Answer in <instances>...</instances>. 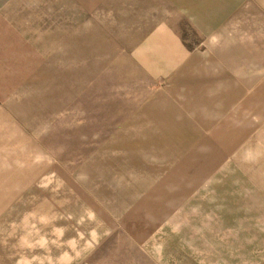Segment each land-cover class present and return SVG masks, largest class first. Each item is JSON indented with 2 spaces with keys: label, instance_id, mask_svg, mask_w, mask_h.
Returning <instances> with one entry per match:
<instances>
[{
  "label": "rangeland",
  "instance_id": "rangeland-1",
  "mask_svg": "<svg viewBox=\"0 0 264 264\" xmlns=\"http://www.w3.org/2000/svg\"><path fill=\"white\" fill-rule=\"evenodd\" d=\"M0 264H264V0H0Z\"/></svg>",
  "mask_w": 264,
  "mask_h": 264
}]
</instances>
